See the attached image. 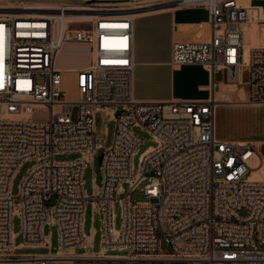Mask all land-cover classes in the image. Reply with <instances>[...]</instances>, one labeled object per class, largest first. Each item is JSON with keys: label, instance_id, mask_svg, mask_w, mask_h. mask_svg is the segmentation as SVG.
Returning <instances> with one entry per match:
<instances>
[{"label": "built area", "instance_id": "1", "mask_svg": "<svg viewBox=\"0 0 264 264\" xmlns=\"http://www.w3.org/2000/svg\"><path fill=\"white\" fill-rule=\"evenodd\" d=\"M171 2L0 0V264H264V178L253 175L264 156L255 144L215 138L221 101L213 94L169 101L132 94L135 10L192 5L208 10L209 36L174 41L171 65L201 64L221 72L223 83L246 69L247 103L264 105V44L243 41L245 25L261 31L264 19L241 0ZM66 47L84 50L86 62L58 65ZM70 74L76 97L65 86ZM135 128L153 143L142 153ZM100 149V181L88 194L84 173ZM67 154L76 157L56 159ZM25 162L32 164L13 192ZM141 182L144 199L133 201ZM87 205L99 221L97 251L83 230ZM38 248L48 251L17 252Z\"/></svg>", "mask_w": 264, "mask_h": 264}, {"label": "crops", "instance_id": "2", "mask_svg": "<svg viewBox=\"0 0 264 264\" xmlns=\"http://www.w3.org/2000/svg\"><path fill=\"white\" fill-rule=\"evenodd\" d=\"M177 0H161V2ZM243 4L256 5L264 19V0H241ZM168 4L152 7L151 12L135 15L133 23V97L139 100H204L212 94L221 102L218 105L241 106L252 112V123L258 129V136L251 138H231L214 136L219 140L250 141L260 152L264 146V106L247 103L249 97V74L241 68L232 79L235 83H223L221 72L214 76L201 64H182L174 67L170 63L171 45L174 41L200 42L209 36V12L203 6L181 5L164 8ZM136 11V10H135ZM244 42L250 47L264 44V31L245 25ZM163 42L164 52H159ZM67 93L70 97L78 94L75 75L70 74ZM68 77L66 81H68ZM223 83L222 85L220 83ZM244 83L246 92L242 99L233 95V86ZM228 87L225 89L223 87ZM144 87L140 90L138 87ZM261 153V152H260ZM263 175V174H262ZM261 175V176H262ZM87 241L93 243L94 235L86 234ZM91 237L90 240L88 238Z\"/></svg>", "mask_w": 264, "mask_h": 264}, {"label": "rangeland", "instance_id": "3", "mask_svg": "<svg viewBox=\"0 0 264 264\" xmlns=\"http://www.w3.org/2000/svg\"><path fill=\"white\" fill-rule=\"evenodd\" d=\"M174 4V2H173ZM177 4V2H175ZM257 28L256 25H251V27ZM258 29V28H257ZM259 30L264 31V25L259 27ZM66 50L60 53L59 55V61L58 65L60 66H71V65H81L84 64L87 60V53L84 50H80L79 48L74 47H66ZM159 52H164V44L163 42L159 43ZM228 83H235L233 80H229ZM70 84V77H68V81H65V86L68 89ZM223 84L222 82L220 83ZM220 85V86H221ZM223 87V86H221ZM140 90H144L145 88L140 86L138 87ZM225 89H229L228 87H223ZM233 89V95L236 97V99H242L246 92V86L244 83L238 84L236 86H233L231 90ZM76 97V96H75ZM235 100V98H232L228 101H221V102H229ZM264 106V105H260ZM39 115V114H38ZM252 112L241 107V106H235V105H218V108L215 111V125H216V131L217 136L221 137H231V138H255L258 136V129L257 127L252 123ZM95 126H96V132L98 135H103V114L97 113L95 116ZM135 133L140 136L142 139V145L139 149V153H142L146 148L151 146L153 143L150 139V135L143 130H140L138 128L134 129ZM113 135V122L108 121L106 123V138H105V145L107 146L112 139ZM261 154L264 156V146L261 148ZM102 149L98 150L95 156L93 157L92 163H89L85 173H84V182H85V189L88 194H90L93 190V184L99 183L100 181V162L98 160V157L101 155ZM76 157V154H67V155H57V160L62 159H72ZM133 163L135 167L138 164V156H135L133 159ZM31 162H25L22 164L20 169L18 170L14 181H13V192H16L17 185L19 184L20 180L22 179L23 175L26 173L27 169L31 166ZM257 172V171H256ZM264 174L263 169H259V171L256 173L257 176H261ZM145 182H141L131 193V199L133 201H141L144 199L142 188L144 186ZM114 213H115V227L120 226L121 221V210L118 203H115L114 205ZM92 213H91V207L90 205H87L86 211H85V218H84V232L85 234L91 233V228L93 227L95 229L94 239L92 243V248L94 251L99 250L100 248V236H99V221L96 216H94V220L92 221ZM13 229L14 231L19 230V220L17 218H14L13 220ZM45 232L48 233L49 229L46 227ZM91 238H89L90 240ZM20 237H17L15 239L16 243H19ZM51 250H54L57 245V233L55 228H51ZM84 249L79 248L76 251L81 252ZM48 251L47 248H38V249H18L17 252L19 253H44ZM111 253H126L125 251H113ZM22 262V261H21ZM174 264H182V263H174Z\"/></svg>", "mask_w": 264, "mask_h": 264}, {"label": "bare ground", "instance_id": "4", "mask_svg": "<svg viewBox=\"0 0 264 264\" xmlns=\"http://www.w3.org/2000/svg\"><path fill=\"white\" fill-rule=\"evenodd\" d=\"M158 6H160V5H158ZM151 11H152V8H148V9H145V10H142V11L141 10H137V11H135L136 12L135 15L142 14V13H147V12H151ZM243 41H244V37H243ZM259 169H263V171H264V164H262V167H258V168H256L254 170V172H253L254 177L264 178V174L262 176H257L256 175V173L259 171ZM89 238H91V237H89ZM89 238H88V240H89ZM6 264H11V263H6ZM16 264H32V263L29 262V261H22V262H19V263H16Z\"/></svg>", "mask_w": 264, "mask_h": 264}, {"label": "water", "instance_id": "5", "mask_svg": "<svg viewBox=\"0 0 264 264\" xmlns=\"http://www.w3.org/2000/svg\"><path fill=\"white\" fill-rule=\"evenodd\" d=\"M98 160H99V162H100V160H101V155L98 157Z\"/></svg>", "mask_w": 264, "mask_h": 264}]
</instances>
